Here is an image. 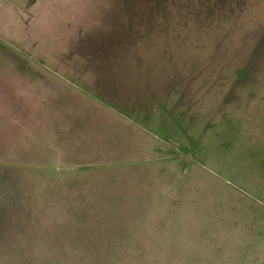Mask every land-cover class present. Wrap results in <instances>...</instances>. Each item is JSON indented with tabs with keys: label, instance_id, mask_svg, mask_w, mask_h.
Segmentation results:
<instances>
[{
	"label": "rangeland",
	"instance_id": "1",
	"mask_svg": "<svg viewBox=\"0 0 264 264\" xmlns=\"http://www.w3.org/2000/svg\"><path fill=\"white\" fill-rule=\"evenodd\" d=\"M52 71L125 72L118 81L140 83L145 102L150 86L160 139L171 154H198L168 173L170 207L184 209L161 231L202 238L191 254L152 257V222L125 216L109 194L80 201L58 189L64 132L39 119L64 95ZM255 154L264 0H0V264H219L216 252L241 241L243 217L263 243L264 207L248 190Z\"/></svg>",
	"mask_w": 264,
	"mask_h": 264
},
{
	"label": "crops",
	"instance_id": "2",
	"mask_svg": "<svg viewBox=\"0 0 264 264\" xmlns=\"http://www.w3.org/2000/svg\"><path fill=\"white\" fill-rule=\"evenodd\" d=\"M49 75L56 80L57 90L64 93L61 103H49L39 115L41 123L55 121L64 132L55 153L60 160L55 182L58 189L77 191L80 201L90 200L91 192L98 198L109 194L112 200L120 202L125 216L134 214L130 218L152 222L154 230H158V236L151 239L152 257L173 256L174 260L191 254L194 250H188L200 246L202 238L187 237L186 232L179 230L161 231L184 209L181 205L170 207L175 184L168 173L180 166L182 160L198 154H171L168 149L172 147L164 138L160 139V108L150 101L154 94L150 86L145 102V95L138 91L144 90L138 87L140 83L133 80V86L118 81V77L126 76L125 72L52 71ZM122 84L124 88L116 87ZM255 155L257 171L249 175L251 183H256L248 190L250 199L264 207V154ZM160 166L165 169V184H159ZM242 220L245 228H233L241 241L229 247L223 243L216 252V256L223 257L219 264H264V239L257 245L252 235L257 223L253 217ZM140 231L148 230L142 225ZM238 256H244L243 260L238 262Z\"/></svg>",
	"mask_w": 264,
	"mask_h": 264
}]
</instances>
